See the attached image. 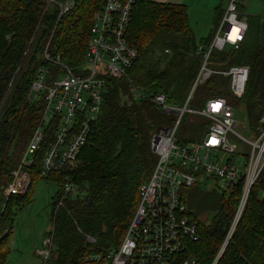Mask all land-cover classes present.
Wrapping results in <instances>:
<instances>
[{
	"label": "trees",
	"instance_id": "obj_1",
	"mask_svg": "<svg viewBox=\"0 0 264 264\" xmlns=\"http://www.w3.org/2000/svg\"><path fill=\"white\" fill-rule=\"evenodd\" d=\"M103 3L74 0L73 8L56 22L55 8L42 13L43 0H0V264H7L9 254L6 245L14 223L11 204L27 203L33 179L40 177L35 164L29 169L32 181L25 195L7 200L2 195L41 119L42 97L39 102L30 100V86L41 69L53 76L63 73L60 66L43 57V51L46 48L53 59L58 55L67 68L84 66L92 16ZM131 11L125 39L136 50L138 60L126 78L108 80L100 116L89 128L78 164L65 172L80 195H63L58 175L51 232H47L52 235V249L45 264H96L86 260L118 247L138 204L139 186L156 162L150 140L161 128L159 115L164 114L148 100L135 99L130 86L161 93L171 105L184 103L200 69L195 51L211 40L197 43L182 4L135 0ZM247 22L240 48L211 52L207 62L213 71L247 66L243 97L233 96L227 78L216 74L193 89L191 104L202 109L207 100L226 98L231 106L243 107L248 125L258 134L264 116V18L247 17ZM198 119L189 125L202 130L206 120ZM239 192L240 186L230 196L199 186L186 191L188 215L196 221L198 238L187 240L184 252L199 264H264V172L216 258Z\"/></svg>",
	"mask_w": 264,
	"mask_h": 264
},
{
	"label": "built area",
	"instance_id": "obj_2",
	"mask_svg": "<svg viewBox=\"0 0 264 264\" xmlns=\"http://www.w3.org/2000/svg\"><path fill=\"white\" fill-rule=\"evenodd\" d=\"M43 2V14L53 8L57 10L56 22L74 6V0ZM134 2L104 0L101 8L92 16L84 66L82 64L76 70L67 68L58 55L53 59L46 48L43 51V57L51 64L60 66L63 73L53 76L41 69L31 83L30 100L39 102L42 97L41 119L18 166L11 174L10 183L2 190L6 200L26 194L32 181L29 169L35 164L38 165L40 177H54L57 180L60 175L63 195H80V189L65 172L71 171L78 164L77 157L86 146L89 128L100 116L108 80L126 78L138 60L136 50L125 39ZM234 28L235 34L230 37ZM247 30L248 22L239 12L238 0H231L211 40L195 51V56L201 60L200 69L182 108L172 106L161 93L155 94L130 86V93L135 99L148 100L161 113L175 114L176 120L173 128H159L151 137V150L156 162L148 179L139 186L138 204L122 241L117 248L91 256L87 262L199 264L184 252L185 242L198 238L196 221L188 215L186 191L195 186L209 189L205 185L208 182L215 185L213 190L224 196L234 194L240 186L239 200L226 239L216 258L221 255L227 239L243 215L251 189L264 172V116L260 120L263 126L255 139L245 140L250 153L245 155L246 162L241 170L232 160H224L225 154L233 155L236 151V145L228 137L241 138L235 132L238 125L233 106L222 97L207 100L201 110L187 108V103L193 89L216 74L227 78L233 96L243 97L248 82L247 66H231L226 71H213L207 67V62L211 52L238 50L245 41ZM188 114L205 118L206 121L203 136L198 142L182 145L176 142L175 135L178 123ZM45 141L47 143L44 147ZM88 240L94 241L90 237ZM51 245L52 235L47 233L41 249L36 251L41 264L49 259Z\"/></svg>",
	"mask_w": 264,
	"mask_h": 264
},
{
	"label": "rangeland",
	"instance_id": "obj_3",
	"mask_svg": "<svg viewBox=\"0 0 264 264\" xmlns=\"http://www.w3.org/2000/svg\"><path fill=\"white\" fill-rule=\"evenodd\" d=\"M240 1H242L243 4V16H245V18L248 16H261L264 18V4L261 0ZM37 26L40 27L41 24L39 23ZM191 27L194 28L195 24ZM206 27L208 26L200 25L198 26L197 31H194L197 43L205 41L206 36L211 32V30L207 31L203 29ZM189 94H187V99ZM192 98L193 97L191 93L189 101L187 103V108L201 110L192 106ZM187 99L184 103L180 102L177 104H173L172 106H175L176 108H182L185 105ZM232 111L234 112V118L238 125L237 128H235V132L243 140L241 138L238 139L234 136L228 137V140H230L232 144L236 145V151L233 153V155L225 154L224 160H232L234 165L237 166L238 169L243 170L246 162L245 155L248 156V154L250 153V148L247 146L245 140L253 141L257 136V132L253 131L251 129L252 127L248 125L246 112L243 107H233ZM158 112L161 113L159 109ZM159 117L161 119L159 127L173 128L172 126L174 124V121L176 120L175 114H163V116L159 115ZM198 118L201 119V117ZM198 118L195 115L188 114L180 120L175 135L176 142L182 145L185 143L189 144L192 142H198V140L203 136L204 130H200L199 128L197 129L195 126L189 125L193 121L194 124L198 123ZM205 185L210 190L205 189V186L199 187L204 191L207 190V192L215 191L213 190L215 189V185L212 182L205 183ZM57 186L58 180H55L54 177H35L29 188L30 191L28 195V202L22 205L17 204L14 201L11 204L10 211L14 223L12 225L10 236L7 240L6 245L9 249L7 264H41L40 258L37 256L36 251L41 249V244L45 239L47 232H49L51 229V203L59 190ZM199 218L202 219L201 217ZM208 219H210V217H208Z\"/></svg>",
	"mask_w": 264,
	"mask_h": 264
},
{
	"label": "crops",
	"instance_id": "obj_4",
	"mask_svg": "<svg viewBox=\"0 0 264 264\" xmlns=\"http://www.w3.org/2000/svg\"><path fill=\"white\" fill-rule=\"evenodd\" d=\"M162 3H178L182 4L187 9L188 22L191 25L195 24L192 28L193 35L194 31H197L198 26L206 25L208 27L203 28L204 30H211L206 36V39H210L215 33V28L220 24L221 19L227 11V6L231 0H154ZM239 12L243 15L244 8L242 1L238 0ZM249 17V16H248ZM192 19V21H191ZM247 21V17H246ZM191 25V26H192Z\"/></svg>",
	"mask_w": 264,
	"mask_h": 264
},
{
	"label": "bare ground",
	"instance_id": "obj_5",
	"mask_svg": "<svg viewBox=\"0 0 264 264\" xmlns=\"http://www.w3.org/2000/svg\"><path fill=\"white\" fill-rule=\"evenodd\" d=\"M235 31H236V29H235V28L231 30V32H230V37H233V36H234V34H235ZM198 263H199V262H198Z\"/></svg>",
	"mask_w": 264,
	"mask_h": 264
},
{
	"label": "water",
	"instance_id": "obj_6",
	"mask_svg": "<svg viewBox=\"0 0 264 264\" xmlns=\"http://www.w3.org/2000/svg\"><path fill=\"white\" fill-rule=\"evenodd\" d=\"M229 29V27L227 28V30Z\"/></svg>",
	"mask_w": 264,
	"mask_h": 264
}]
</instances>
